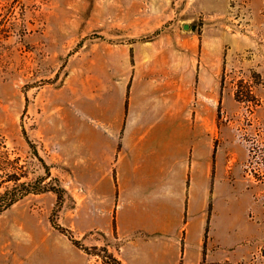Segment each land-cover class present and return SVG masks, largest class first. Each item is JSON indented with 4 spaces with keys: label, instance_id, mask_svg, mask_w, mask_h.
Wrapping results in <instances>:
<instances>
[{
    "label": "rangeland",
    "instance_id": "rangeland-1",
    "mask_svg": "<svg viewBox=\"0 0 264 264\" xmlns=\"http://www.w3.org/2000/svg\"><path fill=\"white\" fill-rule=\"evenodd\" d=\"M209 5L210 0H0V131L26 166L23 181H31L46 174L25 129L50 166L53 179L45 183L65 188L63 206L74 208L76 196L83 198L89 139L97 128L88 115L105 109L110 99L105 90L132 77L135 44L164 40L173 26L183 29L188 20L209 42L208 55L216 42L225 68L218 129H213L216 172L222 183L235 186L231 208L236 231L230 243L236 247L248 240L250 247L243 258L215 264H264V232L251 238L258 226L264 227L262 9L253 8L250 0H217V12L211 14ZM250 88L258 105L246 100ZM237 91L245 101L236 99ZM202 132L204 138L209 134L206 128ZM104 141L97 136V153ZM46 193L29 194L14 208L30 206L51 216L57 195ZM8 215L5 211L0 218ZM95 237L102 243L85 246L90 256L98 264H120L108 239Z\"/></svg>",
    "mask_w": 264,
    "mask_h": 264
},
{
    "label": "crops",
    "instance_id": "crops-1",
    "mask_svg": "<svg viewBox=\"0 0 264 264\" xmlns=\"http://www.w3.org/2000/svg\"><path fill=\"white\" fill-rule=\"evenodd\" d=\"M250 5L260 6L264 21V0ZM206 10L217 12V0ZM186 21L164 40L135 44L132 77L105 90V109L87 117L98 129L90 134L83 198L76 196L72 209L62 205L57 218L81 245L49 214L15 209L18 201L0 218V264H98L85 249L102 243L95 234L108 239L120 264H215L247 256L248 240L230 243L235 186L216 172L213 129L225 68L216 42L208 55L209 42L191 24L186 30ZM97 136L105 137L98 153ZM257 229L251 238L263 236L264 227Z\"/></svg>",
    "mask_w": 264,
    "mask_h": 264
},
{
    "label": "trees",
    "instance_id": "trees-1",
    "mask_svg": "<svg viewBox=\"0 0 264 264\" xmlns=\"http://www.w3.org/2000/svg\"><path fill=\"white\" fill-rule=\"evenodd\" d=\"M241 93L240 91L236 92V99L242 102L245 99L240 97ZM252 93V89L250 88L247 92L246 100L249 103L258 105ZM23 135L32 148L33 155L42 163L46 175L45 177H37L31 181H23L24 178H28L26 166L22 163L21 156L10 148L7 137L0 131V214L29 194L53 192L57 195V203L50 216L52 225L68 236L76 245L80 246L81 244L74 237L72 230L62 226L57 221L58 213L64 202L65 188L62 186L56 188L50 182L45 183L46 179H53L50 166L39 155L31 140H29L24 128ZM259 151L261 152V149Z\"/></svg>",
    "mask_w": 264,
    "mask_h": 264
},
{
    "label": "water",
    "instance_id": "water-1",
    "mask_svg": "<svg viewBox=\"0 0 264 264\" xmlns=\"http://www.w3.org/2000/svg\"><path fill=\"white\" fill-rule=\"evenodd\" d=\"M184 28H185V29H189V25H188V24H185V25H184Z\"/></svg>",
    "mask_w": 264,
    "mask_h": 264
}]
</instances>
